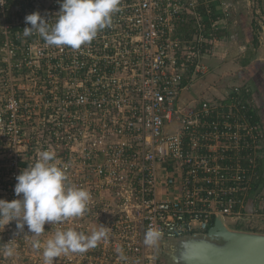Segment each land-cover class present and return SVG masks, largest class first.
Masks as SVG:
<instances>
[{
	"label": "built area",
	"instance_id": "1",
	"mask_svg": "<svg viewBox=\"0 0 264 264\" xmlns=\"http://www.w3.org/2000/svg\"><path fill=\"white\" fill-rule=\"evenodd\" d=\"M213 5L228 15L224 0H120L111 27L79 50L23 36L28 14L39 12L53 24L60 0L0 5V78L21 75L26 83L0 96V137L25 138L34 161L43 148L54 151L68 175L75 147L83 168L114 189L120 209L110 226L105 208L98 219L122 244L105 240L100 257L68 253L60 264H159L155 247L143 243L149 227L166 239L205 232L217 215L227 223L244 220L248 196L264 180L256 108L236 89L219 100H179L207 74L202 60L220 28L210 16ZM33 118L45 122L23 134ZM18 154L14 178L34 163Z\"/></svg>",
	"mask_w": 264,
	"mask_h": 264
},
{
	"label": "clouds",
	"instance_id": "2",
	"mask_svg": "<svg viewBox=\"0 0 264 264\" xmlns=\"http://www.w3.org/2000/svg\"><path fill=\"white\" fill-rule=\"evenodd\" d=\"M5 0H0V5ZM60 11L53 24L39 12L25 17L30 27L23 29V36L38 34L49 46L69 47L79 50L90 44L98 33L112 25L113 15L120 11V0H60ZM14 192L18 198L0 199V224L16 221L18 233L25 225L33 237L45 232V224H62L69 219L81 218L89 209L92 199L89 190L70 181L68 166L57 161V154L42 150L37 160L17 177ZM22 194V195H21ZM108 227L100 225L89 233L70 227L56 230L43 245L44 264H54V258L68 253H86L101 241L109 238ZM163 236L156 227H149L143 235V243L156 247ZM32 247L40 250L41 241L32 240ZM122 261L127 257L122 247L116 250ZM5 256L14 255L13 245H3Z\"/></svg>",
	"mask_w": 264,
	"mask_h": 264
},
{
	"label": "crops",
	"instance_id": "3",
	"mask_svg": "<svg viewBox=\"0 0 264 264\" xmlns=\"http://www.w3.org/2000/svg\"><path fill=\"white\" fill-rule=\"evenodd\" d=\"M224 1L227 16L213 5L220 14V28L215 32L213 47L202 60L207 74L185 89L179 100L196 104L202 99L219 100L236 89L251 100L264 131V0ZM260 168L264 172V159ZM254 189L246 201L245 218L256 216L255 210L264 214V184ZM257 216L264 222L263 215ZM263 228L264 225L259 227Z\"/></svg>",
	"mask_w": 264,
	"mask_h": 264
},
{
	"label": "rangeland",
	"instance_id": "4",
	"mask_svg": "<svg viewBox=\"0 0 264 264\" xmlns=\"http://www.w3.org/2000/svg\"><path fill=\"white\" fill-rule=\"evenodd\" d=\"M14 73V72H13ZM8 73L0 78V89L2 90L0 93V96L2 95H10L14 92V89L19 88L21 86H24L23 84H26L23 80V76L20 75V77L16 79V81H10L8 80ZM19 76V75H18ZM8 82V86L5 87L4 83ZM8 93H6L7 91ZM4 97L2 98L3 101ZM32 123H27L25 125L24 133L27 135L29 132H34L35 130L39 129V126H42L45 122L44 118H33ZM39 123V125L37 124ZM174 129V126H168L166 130L169 132ZM47 137L49 136V133L45 134ZM25 138H13V137H0V199H6V200H12L18 198L14 192L15 185L17 183L16 178L12 176L11 166L13 164V161L16 157H19L18 153H23L24 158L27 160H32V156L29 157V153L26 151V146L24 144ZM43 142V139L38 142L37 149L39 150V147L41 146V143ZM45 150V148H43ZM74 152L71 157V166L69 167V175L72 174V180L71 182L75 185L85 188L90 191L91 195L94 197L96 196L97 199L95 201V207L92 209L89 207L88 211L85 213V215L81 218L77 219H69L68 221L62 223V224H54L51 225L49 223L45 224V232L40 237H33L25 225L23 233H18V230L16 228V221L13 220L7 225L4 226L0 224V264H44L43 260V245L46 242L48 238H50L52 235H54L56 230H63L70 227H75L77 230L85 231L86 233H89L92 229L98 228L100 226L99 222V214L102 212L101 209L105 208L107 210V213L102 215L104 220L108 222V225L110 226L109 222L113 220L114 216L119 213L120 209L118 208V202L117 198L114 192V189L110 186H105L103 184V181L98 179L93 172L88 171L83 168L82 162H79L77 160L78 155L80 154L77 152V150L74 147ZM22 195V194H21ZM91 196V197H92ZM94 201V202H95ZM91 204V202L89 203ZM98 209V210H97ZM94 210V212H93ZM114 214V215H113ZM262 217L259 216H253L245 218L244 220L239 221L237 224L232 223L228 221V226L231 229H234L235 226H240L243 228H249V229H258L261 232H264V228L259 229L260 226L264 225V222L260 219ZM260 219V220H259ZM264 220V219H263ZM104 222V221H103ZM241 224V225H240ZM120 241L118 238V235L110 234L107 241L109 243L113 242H120L122 244L123 237L120 236ZM16 238V242L19 244L14 245V255L11 257L5 256L3 252V245H1V242L9 241V239ZM33 239H39L41 241V249L37 250L32 247V240ZM105 240L101 241L98 246L94 249H90L86 253H83L84 255H90L94 258L100 257L98 254H103V251L101 250L102 245L105 244ZM80 254V253H78ZM67 255L69 254H62L60 257L54 258V264H60L67 258ZM73 255H76V253H73ZM80 257V256H78Z\"/></svg>",
	"mask_w": 264,
	"mask_h": 264
},
{
	"label": "water",
	"instance_id": "5",
	"mask_svg": "<svg viewBox=\"0 0 264 264\" xmlns=\"http://www.w3.org/2000/svg\"><path fill=\"white\" fill-rule=\"evenodd\" d=\"M155 255L164 264H264V233L231 229L217 215L205 232L161 239Z\"/></svg>",
	"mask_w": 264,
	"mask_h": 264
},
{
	"label": "trees",
	"instance_id": "6",
	"mask_svg": "<svg viewBox=\"0 0 264 264\" xmlns=\"http://www.w3.org/2000/svg\"><path fill=\"white\" fill-rule=\"evenodd\" d=\"M201 1H203V0H201ZM200 8H201V6H200ZM201 12H203V10L201 9ZM218 15H220V14H217V9L215 10V8H214V6H212V8H211V13H210V16H211V18L212 19H214V20H219V16ZM11 34H13V31H11ZM2 42V36L0 35V43ZM2 65H4V64H2ZM24 65H22V67L21 68H18V67H16L18 70H23L24 69ZM29 123H32L31 121H29ZM32 124H34V123H32ZM23 165H26V163L25 162H21ZM258 170H259V173H261V168H260V162H259V168H258ZM264 182V180H262V179H260V185H261V183L262 182ZM234 229H237V230H246V231H259V230H257V229H249V228H243V227H240V226H235L234 227ZM157 260H158V262H159V264H164V262L161 260V259H159V258H157Z\"/></svg>",
	"mask_w": 264,
	"mask_h": 264
}]
</instances>
